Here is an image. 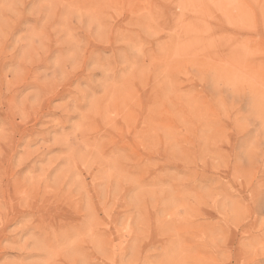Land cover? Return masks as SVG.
I'll use <instances>...</instances> for the list:
<instances>
[{
    "label": "rangeland",
    "instance_id": "1",
    "mask_svg": "<svg viewBox=\"0 0 264 264\" xmlns=\"http://www.w3.org/2000/svg\"><path fill=\"white\" fill-rule=\"evenodd\" d=\"M0 264H264V0H0Z\"/></svg>",
    "mask_w": 264,
    "mask_h": 264
}]
</instances>
